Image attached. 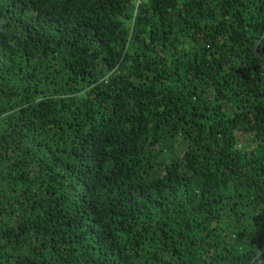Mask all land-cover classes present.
<instances>
[{
    "label": "trees",
    "instance_id": "obj_1",
    "mask_svg": "<svg viewBox=\"0 0 264 264\" xmlns=\"http://www.w3.org/2000/svg\"><path fill=\"white\" fill-rule=\"evenodd\" d=\"M264 0H0V264H264Z\"/></svg>",
    "mask_w": 264,
    "mask_h": 264
},
{
    "label": "water",
    "instance_id": "obj_2",
    "mask_svg": "<svg viewBox=\"0 0 264 264\" xmlns=\"http://www.w3.org/2000/svg\"><path fill=\"white\" fill-rule=\"evenodd\" d=\"M262 38H264V35H263ZM261 40H262V39H260V40L255 44V46H254V48H253V53H254V55H255L256 58H259L260 60H262V61L264 62V57L259 56L258 53H257V48H258V45H259V43L261 42ZM263 253H264V249H261V250L257 253V255H256V257H255V259H254L253 261H255L257 258H259ZM252 264H253V263H252Z\"/></svg>",
    "mask_w": 264,
    "mask_h": 264
},
{
    "label": "built area",
    "instance_id": "obj_3",
    "mask_svg": "<svg viewBox=\"0 0 264 264\" xmlns=\"http://www.w3.org/2000/svg\"><path fill=\"white\" fill-rule=\"evenodd\" d=\"M139 1H143V0H138V2H139Z\"/></svg>",
    "mask_w": 264,
    "mask_h": 264
}]
</instances>
